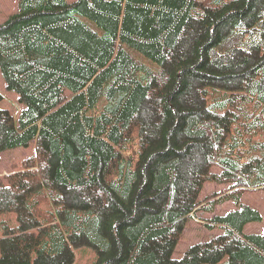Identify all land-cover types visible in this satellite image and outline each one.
I'll list each match as a JSON object with an SVG mask.
<instances>
[{
  "label": "trees",
  "instance_id": "obj_1",
  "mask_svg": "<svg viewBox=\"0 0 264 264\" xmlns=\"http://www.w3.org/2000/svg\"><path fill=\"white\" fill-rule=\"evenodd\" d=\"M0 68L24 105L0 107V161L34 142L0 172V264H264L241 200L264 188V0H18ZM225 201L204 221L223 232L173 258Z\"/></svg>",
  "mask_w": 264,
  "mask_h": 264
},
{
  "label": "rangeland",
  "instance_id": "obj_2",
  "mask_svg": "<svg viewBox=\"0 0 264 264\" xmlns=\"http://www.w3.org/2000/svg\"><path fill=\"white\" fill-rule=\"evenodd\" d=\"M69 2L74 0H68ZM18 0H0V22H3L8 16L17 12ZM0 107L9 111V113L17 121L18 116L24 107L19 101L18 93L10 90L6 86V82L0 68ZM34 153V142L29 143L26 147H18L6 150L1 153L0 172L9 170L13 162H20ZM12 167V166H11ZM213 170L218 171L217 167ZM228 183H215L205 182L199 192V199L203 200L213 193H223L226 191ZM241 200L254 208L258 209L261 213V220L248 222L243 231L245 233H264V188L258 190H246L241 196ZM235 205L231 201H225L222 204H217L212 212L197 210L193 217L189 218L180 234V237L172 252L173 258H180L186 249L197 242H203L211 239L212 237L223 232L222 228L213 227L209 228L204 225V221L214 214L224 215L227 212L234 210ZM14 213H10L11 224L15 223ZM6 217L7 215H1ZM74 250V261L72 264H93L96 258L94 249L88 246H80Z\"/></svg>",
  "mask_w": 264,
  "mask_h": 264
}]
</instances>
